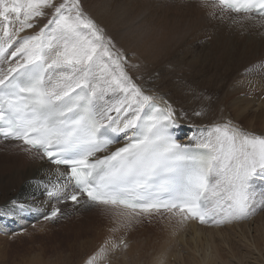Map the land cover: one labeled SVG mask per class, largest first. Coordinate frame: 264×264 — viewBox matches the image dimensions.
<instances>
[{
    "label": "snow or ice",
    "instance_id": "6c2138e0",
    "mask_svg": "<svg viewBox=\"0 0 264 264\" xmlns=\"http://www.w3.org/2000/svg\"><path fill=\"white\" fill-rule=\"evenodd\" d=\"M198 3L210 6L213 18L219 10L222 19L243 14L264 26V0ZM131 56L105 37L83 0H0V65H7L0 67V140L20 141L25 153L57 166L37 185L47 200L71 203L77 212L101 207L113 233L161 210L202 224L264 211V132L224 119L191 137L195 147L181 145L172 131L179 127L174 109L135 82L130 73L139 65ZM253 71L264 74V64L245 70ZM119 133L127 143L99 156ZM33 210L31 202L12 200L0 217ZM68 215L53 206L44 219ZM128 246L109 238L86 264Z\"/></svg>",
    "mask_w": 264,
    "mask_h": 264
},
{
    "label": "rangeland",
    "instance_id": "374dc122",
    "mask_svg": "<svg viewBox=\"0 0 264 264\" xmlns=\"http://www.w3.org/2000/svg\"><path fill=\"white\" fill-rule=\"evenodd\" d=\"M84 1L85 0H83V3ZM128 1L129 0H125V3ZM137 1H139V3H136L140 6L136 8L134 16H138L135 17L129 26H132L133 23H138L143 17L145 20L152 21L155 24L153 31L159 30L160 33L163 31L167 33L168 36L166 37L165 43L168 42L172 49L171 51L173 52L171 55L162 54L160 57L157 55V62H147L149 64L152 63L151 65L148 64L147 67L149 68L145 67L142 70L139 69V72H133V78L138 85L140 84L144 89L147 88L148 90H154L162 89L167 83L170 88V85H174V88L177 86L181 89H192L194 92L198 91L197 94L204 92L206 95L205 97L211 101L205 102L206 107L217 108L218 103L216 100L218 99L219 104H223V108H225V111L231 116H234V114L232 113L228 98L230 97V90L233 87V83L242 86L241 89L238 88V90L242 91V94L241 91L239 93L242 96H250L247 91L250 86H256L254 88L257 89V94L263 93L262 91L264 90L260 88L259 84L262 80L260 78V74L262 73H259V71L246 73L245 70L256 65V68H259L261 64H264V61L261 63L252 62L253 65L252 63L248 64L245 61L247 57L241 56V54L238 55L239 59L235 61L233 57L227 55L230 53L226 52L221 47H216L222 30H217L214 37H212L213 27L211 26L210 28L208 23L204 25V29H199L197 22L193 23L188 20L192 17L191 15L185 14L187 12L181 13V9H188L185 5L180 6L178 11H174L173 6H175V4L169 3L167 0H158L159 2L157 0ZM162 4L163 8L161 7ZM168 5L169 7H165ZM170 5H172V7ZM136 11L138 12L136 13ZM93 19H95L101 26L102 23L99 22L97 18L94 17ZM160 20H164L163 27H161V24L159 23ZM40 26L42 27L43 25ZM151 26L152 25L149 22H146L147 29ZM101 27L105 28L103 24ZM33 30L34 29H31L32 33L28 31V34H34L39 29L37 28V30ZM104 34L106 38H112L106 29H104ZM21 35H25V33H21ZM231 36L236 40L237 36L235 33L231 32ZM142 39L144 38L142 37L138 44L141 48H144ZM111 40L114 41V39ZM162 40L164 42V38H162ZM122 41L121 43L116 41L113 43H115L116 47L122 51L132 53L134 51H132L133 47H130L129 49L125 48L128 45L124 40ZM241 45H243V41ZM164 50L165 48L163 47L162 52H164ZM138 53L143 56L142 53ZM134 63L138 64V59L134 61ZM190 63H193L192 68H190ZM234 63L238 68L232 67ZM254 63L257 64L255 65ZM142 64H144V62ZM1 67L6 68L7 66L5 64L1 65ZM244 74L245 76L243 77ZM209 75L212 76L211 80H208ZM207 81L210 85L206 83ZM169 90L170 89L166 90L164 94L167 93L171 95ZM222 95L228 97V103L221 100ZM198 99L199 100L195 102H197L200 107L203 100H201V98ZM253 113L254 117L259 114L257 111ZM237 119L242 120L240 118ZM240 123L243 124V122ZM247 123L249 122H246V124ZM243 128L247 129L248 125L244 124ZM261 128L263 129L264 125H262ZM5 176L13 177V171L12 173H5L3 177ZM2 178H0V184L2 183ZM35 182H38V180ZM8 192L9 196H12L15 189L13 187L11 189L8 188V190L0 188V196H3L5 193V195H7ZM54 203L56 202L54 201ZM57 205L61 208L63 207V211L69 213L67 218L59 219L55 222L45 221L44 216L51 209L49 208L43 213H35L37 216L33 218L34 222H25V224L22 222L20 223L21 225L18 224L19 226H16L15 229H5L4 233H0L2 236L0 237V264H28L32 261H36V264H62L64 259L68 260L71 257V254L75 253L76 250L72 248L77 247L78 244L82 242H86L88 244L86 245L89 247V251L84 255V259H86L89 258V256H92L95 253V250L97 252L107 239L112 238L119 242L121 237L129 243V247L128 249H124L121 255H118L119 258H117L114 264H122V262H124V264H149V259L159 251L161 245L159 242L165 237H168L169 233L171 234L175 230L173 228L174 225L170 224L172 225V230L171 226L167 224L166 221V218L172 214H160L151 217L148 215L139 216L143 219L140 224L130 225L126 231L122 229L120 232L113 233L110 231V228L115 226L113 223L109 224L107 222V224H104L105 219H102V221L101 218L96 217L95 219L94 216H92L93 218L91 217L82 221L68 223V218L76 212L75 206L72 204ZM261 214L263 216H261ZM172 217H175L174 220L176 221L178 216L172 215ZM137 218L138 217H136V219ZM244 222H250L251 224L249 226L245 225L246 227H232V224L219 225L210 221V224L207 223L208 225L203 226L206 229L197 228L196 230H190L193 227L191 226L192 224H190L191 227L189 226L190 228H187L188 232L185 230V232H182L183 236L179 237V244L178 247H176V255H172L166 264H175L176 262V264H184L185 259L189 260L187 264H264V211H258L255 215L251 216ZM96 227H99L102 230V233H99L96 230ZM209 228L215 230L211 231ZM241 235H245L246 237L243 238ZM182 238H184L183 241ZM179 254H182L180 255V259L178 258ZM110 256H108L109 261ZM72 258L73 257H71V259ZM36 259H39L38 262ZM69 260L66 262L67 264L70 263ZM124 260H126V262ZM102 261L103 260L99 263L103 264ZM34 262H32V264H35Z\"/></svg>",
    "mask_w": 264,
    "mask_h": 264
},
{
    "label": "bare ground",
    "instance_id": "6f19581e",
    "mask_svg": "<svg viewBox=\"0 0 264 264\" xmlns=\"http://www.w3.org/2000/svg\"><path fill=\"white\" fill-rule=\"evenodd\" d=\"M136 2L139 3V1L137 0H129L126 3H125V0H95V1L85 0L84 8H85L86 13L90 17L97 18V20L105 26V28L103 29H106L108 34L112 36L111 39H114V41L119 42V43H121V41L124 40L126 44L128 45L125 47L127 49H129L130 47H133V49L132 48L131 49L132 51L134 50L132 53H135V56H131L130 59L132 60V62L138 59L139 69L142 70L145 67H147L150 62H157V59L158 57H160V55L162 54L171 55L173 52L171 51L172 49L170 48V45L168 44V42L165 43L166 37L168 36L167 33L165 31L160 33L159 30L153 31L155 24L152 21L145 20L143 17V19L140 20L138 23H135V24L133 23L132 26H129L132 23V21L135 19V17L138 16V15L134 16L136 8L140 6ZM167 2L175 4V6H173L174 11H178V8L180 6L185 5L188 9H185V10L181 9V13L187 12L185 14L191 15L192 17L188 20H190L193 23L197 22L198 23L197 25H199V29H202V28L204 29V25H206L207 23L210 25V28L212 26L213 27L212 28L213 33L211 32L213 35L212 37H214V34L217 30H222V33L218 39L216 47H221L226 52L230 53L227 55H229L230 57H233L235 61L239 59V56H238L239 54H241V56L247 57L245 61L248 64L252 62L261 63L262 61H264V26H261L255 23L254 21L241 19L240 17L243 14H236V13L229 12V13H225L224 18L222 19L220 18L219 10H217L216 18H213L209 15V13L213 11V9L210 6L209 7L200 6L198 3V0H170V1L167 0ZM170 6L172 7V5ZM161 7L163 8V4L161 5ZM165 7H169V5ZM138 11H136V13ZM141 13L143 14L142 11ZM234 18H235V22H234ZM163 21L164 20L159 21V23L161 24V27H163V23H164ZM44 22L46 21H43V23ZM146 22H149L153 27L151 26L149 29H147ZM43 23L41 25H43ZM35 30H37V28L36 29L34 28L33 31ZM28 31L31 32V29L27 30L25 34H28L29 33ZM231 32L235 33L238 39L236 38V40H234V38L231 36ZM142 37L144 38L142 39L144 48H141L138 44V42L141 40ZM162 38H164V42ZM192 39H191V42H192ZM241 39H244V40H241ZM242 41H243V45H241ZM136 44L138 45V47ZM163 47L165 48L164 52H162ZM138 52L142 53L143 56L139 55ZM157 55L158 57H156ZM143 62L144 64L147 62L149 63L144 65L142 64ZM254 64L256 65L257 63H254ZM192 67H193V63H190V68ZM232 67L238 68V66H236L235 63L232 65ZM257 69L259 70V68ZM132 73L133 72H131L130 74L132 75ZM260 75H261L260 78L262 79V80L260 79L261 81L259 82L260 88L264 90V74H260ZM244 76L245 74L243 75V77ZM211 77L212 76L209 75L208 80H211ZM206 83L210 85L208 81ZM170 86L171 88L166 83L162 89H154V90H148L147 88L144 89V87L142 86L141 87L143 90H145L146 94L154 96V98L156 99V102L162 104L163 107L166 106L164 104V101H167V104H170L172 106V108L174 109L176 113L177 123L179 124V127L176 128V131H177L176 136L179 137L180 141L186 145H192L195 142L191 139V137H193L194 135H199V130L201 129L207 130L208 128L212 127L215 123H221L224 119H231L235 124L240 125L241 127H243L244 124L248 125L247 130H250L256 134H260L264 132V128L263 129L261 128V126L264 125V98H263L264 91H262L263 93L257 94L256 93L257 89L254 88L256 86L251 87L249 85L250 88L248 87L249 89H247V91L249 92L248 94H250V96H244V95L242 96L241 95L242 91L238 90V88L241 89L242 86L240 84L238 85L237 83L235 84L233 83V87L230 90L231 91L230 97H229L230 99L227 96H224V95L221 96V100L223 102H226V103L230 102V105H231L230 107L232 108V113L234 114V116L229 115V113L225 111V108H223V104L220 105L218 99L216 100L218 103L217 108L216 107H206L205 102L206 101L211 102V101H209L205 97L206 95L204 94V92L201 94H197L198 91L194 92L192 89H183V88L181 89L177 86L174 88V85H170ZM168 89H170L169 91L171 95L167 93H165L166 95L164 94V92ZM240 91H241V94H239ZM198 98H201V100H203V103L200 107L198 103L195 102L199 100ZM227 98H228V102H227ZM193 104H194V107H193ZM198 111L202 112L201 116L195 115V113ZM256 111L259 112V114L256 115V117H254L253 112H256ZM237 118H240L242 120H238ZM240 122H243V124H241ZM246 122H249V123L246 124ZM119 135H120V141L114 144L111 148L104 151L103 154L127 142V140L125 139L124 133H119ZM23 147L25 146H23L22 142H19V141L6 140L4 142H0V178H2L5 173L7 172L12 173L13 171V177L5 176L1 179L2 183L0 184V188L3 190H8V188L11 189L13 187L15 189V192L13 193L12 196H9V192L7 195H5L7 191L3 196H0V208L10 205V202L12 200H18L20 202H31L34 204V210L30 212V215L32 218H34L37 216L35 213L37 212L43 213L47 209L52 208L53 204H56L54 203V201L49 202L46 196L42 194L43 188H38L37 185L40 180L45 178L46 170L48 169L54 170L57 166L49 165L46 160L42 161V160L35 158L33 155H29L28 153H25L22 150ZM61 170H63V168H61ZM52 178L55 179V174H53ZM37 180L38 182H35ZM160 214L166 215V214H172V213L161 211L159 213L152 212L150 214H142L140 216L148 215L151 217L153 215H160ZM22 215L24 219L27 220L26 214L24 213ZM92 216H94L95 219L96 217L101 218V220L105 219L104 224H107V222L109 224L113 223L111 215L106 213L101 207H96L95 209H92L90 211H86L84 209H81L78 212L76 211L73 213L72 216L68 218L67 222L68 223L78 222V221H82L85 219H89ZM261 216L263 215L261 214ZM19 217H21V215L17 217H0V221L6 224L8 223L6 227H11L18 223L19 224L22 223L21 220H19L20 219ZM174 218L172 217V215L166 218L167 224L169 225L173 224L174 225L173 228L175 230L171 234L169 233L168 237H165L159 242V244H161L159 247V251L157 252L156 255L152 256L149 259L148 261L149 264H161V262L162 264H166L172 255L174 254L176 255V247H178V244H179L178 243L179 237L183 236L182 232H185V230L187 231V228L190 226V224H192L191 226H193L192 229L190 230H196L197 228L206 229L203 226L208 225L207 223H204V224L192 223V222H196L195 219H188V220L181 222L179 216L177 217L176 221L174 220ZM142 221L143 219L140 217H138L137 219L134 218L133 221L131 222V225L140 224ZM244 221H247V219L246 220H233L231 222L223 223V225L232 224L231 225L232 227H242V226L246 227L245 225L249 226L251 224L250 222L248 223ZM165 225H162V226H165ZM105 226H109V225H105ZM170 226L172 228V225ZM96 230L99 233H102V230L99 227L98 228L96 227ZM209 230L214 231L215 229L209 228ZM0 237L2 236L0 235ZM241 237L245 238L246 236L241 235ZM183 239L184 238H182V241ZM0 243H1V239H0ZM86 244H87L86 242H82V243H79L77 247L72 248V249H75L76 251L75 253L71 254V257L73 258L71 259L70 257L69 259L71 260L68 259L70 262L69 264H86V261L88 260V258L84 259V255L89 251V247L87 246L88 244L87 245ZM95 253H96V250H95ZM180 255L182 254H179V256L177 255L179 259L181 257ZM113 258L114 260L111 261L110 264L112 263L114 264V262L117 260V258H119V256H115ZM68 260L64 259L63 260L64 262H62V264H67L66 262ZM107 260H108V257L105 260H103L102 263H106ZM124 261L126 262V260ZM188 261L189 260L185 259L184 264H187ZM32 262H29L28 264L30 263L32 264ZM34 263L36 264V261ZM122 264H124V262H122ZM126 264H129V263H126Z\"/></svg>",
    "mask_w": 264,
    "mask_h": 264
}]
</instances>
